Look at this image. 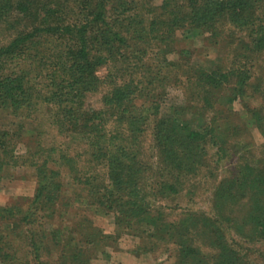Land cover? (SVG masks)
Listing matches in <instances>:
<instances>
[{"label": "trees", "instance_id": "trees-1", "mask_svg": "<svg viewBox=\"0 0 264 264\" xmlns=\"http://www.w3.org/2000/svg\"><path fill=\"white\" fill-rule=\"evenodd\" d=\"M67 1L0 0V29L3 28L9 38V42L0 47V118L11 112L14 118L25 119L37 111L38 105H44L50 111L51 124L57 133L74 140L80 138L86 146L90 162L105 170L99 179L78 178L79 184L84 185L87 198L92 200L90 204L105 211L107 216L112 215L120 228L140 230L152 239L176 245L178 264H245L229 241L228 233L264 240V155L257 161L246 159L232 179L218 182L213 192L216 219L190 212L187 215L186 212L180 223L168 220L164 218V213L151 209V197L158 193L179 194L181 183H162L160 191H154V194L140 184L143 183L145 168L137 157L135 146L140 143L142 133L146 132L151 116L155 117L153 137L161 157L160 170L190 175L198 165H207L209 151L216 149L215 156L219 159L226 155L221 145L224 146L223 138L230 128L218 125L217 121L212 122L213 125L201 124L202 127L196 128L200 120L205 124L201 111L212 108V98L205 99L206 107L203 106L201 111L197 107L193 114L191 112L196 107L191 106H176L170 109V113H163L159 103H155L154 108H145L147 102L152 105L154 98H151V91L144 83L140 89L129 83L116 85L115 82L102 97V103L108 108L88 113L83 109L82 102L88 94L99 93L104 85L105 82L97 76L100 68L109 63L130 62L126 53L135 59L134 63L130 62L135 69L145 68L143 57L149 54L147 47L155 43L156 59L160 54L172 53L176 34L185 28L194 35L209 34L215 38L218 30L216 22L229 18L235 28L247 27L252 39L249 49L263 52L264 13L258 16L256 1L161 0L160 7L156 8L152 5L153 0H147L151 1V10L142 16H128L133 11L132 7L137 5V0H74L73 8L67 5ZM113 1L116 9L110 8ZM251 2L254 12L249 8ZM148 14L149 19L146 18ZM244 61V66L229 74L217 70L206 73L198 69L196 79L211 96H215L218 89L231 88L228 97L219 96V99L226 100L227 108H232L238 100H257L261 96L260 91L249 94L254 63L251 59L249 63L248 59ZM180 64L161 61L158 66H161L162 72L164 69H178ZM38 70L47 71L48 83L42 88L32 83V78L34 80L39 76ZM33 74L36 76L31 77ZM230 77L236 80L233 86L230 85ZM170 79V75L166 79L163 77L164 82ZM152 84L151 81L149 85ZM140 98L147 101L146 104H139ZM152 109L154 113L151 115L149 112ZM249 114L247 125L260 123L259 128L264 131L257 109L250 110ZM222 120L225 121L224 118ZM111 124H117L119 129L110 131ZM21 126L14 132L0 128V177L8 167L19 163L15 150L25 137L21 135ZM40 152L35 150L27 158L38 176V189L32 202L35 209L23 211L0 207V221L7 223L0 230V246L14 253H3L0 264H54L44 260L45 255L57 258L53 261L57 262L55 264H89L86 247L93 245L97 248L102 243L106 246L113 236L104 235L88 219L76 223L71 232L76 235L85 232V238L78 241L72 234V238L65 239L57 229L48 233L34 227L38 215L43 213L46 218V213L52 211L48 215L51 217L71 207L61 184L60 170L49 167L51 157L39 161ZM75 159L62 153L59 163L61 166L76 165L78 161ZM245 199H248L250 211L243 218L226 213L228 207L237 206ZM228 210L234 213L233 208ZM16 211L22 214V219L18 221H15L18 218ZM24 236L31 245V253L27 254L31 258L25 262H22L25 258L15 261L12 242H22ZM3 249L0 248V254Z\"/></svg>", "mask_w": 264, "mask_h": 264}, {"label": "rangeland", "instance_id": "rangeland-1", "mask_svg": "<svg viewBox=\"0 0 264 264\" xmlns=\"http://www.w3.org/2000/svg\"><path fill=\"white\" fill-rule=\"evenodd\" d=\"M58 1L64 3V0ZM73 1L69 0L66 3L73 8L75 4ZM128 1L131 2L133 0ZM137 1V5L132 7L133 11L128 16H142L151 10L149 9L151 1ZM254 1H256V7L259 8V10H256L258 16H263L264 0ZM114 2L110 6L111 9L117 8ZM252 4L253 2L250 3V9ZM152 5L156 8L160 7L161 0H153ZM251 11L254 12L253 9ZM110 14H112V10ZM149 17L148 14L146 18L149 19ZM216 23L215 28L218 30L215 38L209 34L194 35L188 28L178 31L172 44L174 51L168 54H160L158 59H156L157 56L154 54L155 43H152L150 47H147L148 56L145 54L143 57V61L146 64L145 68L138 67L135 69L131 65V63L135 62V59H131V54L128 53H126L130 58L128 61L131 63L106 64L97 72L99 79L105 82L100 92L88 94L82 102L83 109L88 113L92 110L99 111L108 108L102 103V97L109 87L114 86L113 83L115 82L117 83L116 85L129 83V85L137 86L140 89H142L141 86L144 83L148 87V91H151V98H154V102L151 105L140 98L138 103L146 104L147 102L145 108L149 109L154 108L153 105L155 103H159L161 106L160 111L163 113L167 111L170 113V109L176 106H186L188 108L191 106L196 107L191 112L193 114L194 112L196 113L197 107L199 111L202 110L203 106L206 107L205 99L212 98V108L201 111L205 124L200 120L196 124V128L202 127L201 124L213 125L212 122L216 121L218 125L221 124L225 128H230L225 138H223V141H225L224 146L220 144L226 151L225 156H221L219 159L218 156H215L216 149L209 151L207 165H198L195 172L190 173V175H182L180 172L169 173L164 169L160 170L162 168L159 163L161 157L159 156L156 140L153 137V121L155 120L153 116L148 120L146 132L142 133L139 138L140 143L135 146L137 157L143 168H145L142 176L143 183H140L142 187L154 194V191H160L162 183H181L178 186L180 189L179 194L161 195L158 193L155 197H151V209L157 213H164V218L175 223H180L185 218L186 212H188L187 215L190 212V214L194 213L198 216L216 219L213 192L218 182L232 179L238 173L239 166L243 165L246 159L257 161L262 159L264 155V131L259 128L260 123L252 126L247 125V115L252 109H257L258 117L264 123V99H262L264 96V51L256 53L249 49L252 39L247 27L235 28L229 22V18L219 20ZM2 29H0V47L9 42V38ZM245 59H248L247 63H249V59L254 63V78L250 83L249 94L256 90L260 91L261 96L257 100L248 99L246 102L238 100L233 104L232 108H227L226 100L219 99V96L228 97L231 93V88L224 87L222 91L218 89L214 94L215 96H211L199 85L196 79L199 74L198 69L206 73L217 70L229 74L233 73L236 68L244 66L246 64ZM161 61L166 64L176 62L181 64L178 69H171L170 71L164 69L160 72L162 68L158 65H160ZM161 65L163 64L161 63ZM38 72L39 76L34 80L32 78V83H34L35 87L42 88L48 83H46L47 71L38 70ZM169 75L171 76L170 81L164 82L163 77L166 79V76ZM33 76L36 75L33 74L31 77ZM119 76H123V78ZM230 80V85L233 86L236 80L233 77H230ZM151 81L153 84L149 85ZM36 109L37 111H34L28 118H22L24 121L20 118H14L11 112L6 113L4 118H0V128L14 132L18 131V128L22 125V134H20L25 135L15 150V157L20 158L18 165L8 167L1 174L0 207L20 208L23 211H28L34 207L32 202L38 189V176L35 168L30 166L27 158H30L31 154L35 153V150L41 151L39 161L47 159V156L48 158L51 157L49 167L54 170H60L61 184L64 185V189L67 192L65 194L66 199L70 201L71 207L62 209L55 216L53 214L52 218L48 217L52 211L46 213V218L43 213L38 215L40 220L39 218L36 220L35 229L39 227V229L47 230L48 233H50L51 229H57L62 232L65 239L67 237L72 238V234L75 240L78 241L85 238V232L77 235L71 232L74 231L76 223H82L88 219L91 225L101 230L104 235L113 236L106 246L102 243L97 248L93 245L86 247L88 249L86 254L89 257V264H178L179 254L176 245L167 243L165 240L152 239L141 233L142 231L140 230L136 232L135 229L120 228L115 224L112 215L107 216L105 211H102L96 205L90 204L92 200L90 201L91 198H87V192L83 190L84 185L79 184L78 178L94 177L99 179L105 173V170L102 166H97L90 162V158L86 154V146L80 138H77L78 140L75 139L77 140L75 141L70 137L57 133V129L51 124L50 111L44 105H38ZM149 113L152 115L154 110L152 109ZM223 118L225 121L222 120ZM9 124L11 125L8 126ZM33 129L35 132H33ZM109 129L110 131L118 130L119 126L111 124ZM32 133L35 136H27ZM233 133L234 135H231ZM31 139L33 140L32 142ZM51 150L54 151L51 152ZM62 153L75 157V160L78 161L76 165L61 166L59 159ZM52 161H56L59 164L56 165ZM78 196H80L79 199H77ZM230 208L234 209L233 214L228 210ZM65 210H67V213ZM248 211H250L248 199L241 201L237 206H230L226 209L227 214L235 217L239 216L240 218H243ZM17 216L18 218L15 221L22 219V214L19 212H17ZM6 225V221L1 220L0 230L4 229ZM22 227L23 225L19 228ZM247 231L248 229L246 233ZM228 239L232 246L241 254L245 264H264V240L257 241L256 239H248L247 237L229 233ZM12 243L14 245L12 248L15 249L16 254V257L14 256L15 261H17V258H25L22 262L27 261V259L30 260L31 257L28 258L27 254L31 253V245L26 236L22 238V242L18 241L15 243L14 240ZM0 248L3 249L4 246L2 245ZM204 251L206 253L207 250L205 249ZM3 253L14 254L4 248L0 254L1 260H3ZM44 260L54 264L57 263L53 262L57 258L47 255H45Z\"/></svg>", "mask_w": 264, "mask_h": 264}]
</instances>
